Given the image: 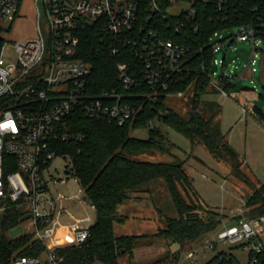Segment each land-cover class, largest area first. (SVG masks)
Masks as SVG:
<instances>
[{
    "label": "built area",
    "instance_id": "2783aa9c",
    "mask_svg": "<svg viewBox=\"0 0 264 264\" xmlns=\"http://www.w3.org/2000/svg\"><path fill=\"white\" fill-rule=\"evenodd\" d=\"M23 3L0 0V22L15 20ZM177 6L179 10L174 12ZM241 7V0H33L38 35L16 45V65L3 64L6 43L0 51V215L12 208L23 210L34 227L32 235L46 248L48 242L70 233L75 241L66 247L84 244L90 236L91 220L76 219L69 213L67 197L53 191L58 181L50 170L53 160L64 157L57 145L75 140L71 116L79 113L87 119L123 126L139 113L129 100L139 82L151 89L149 97L154 101L162 95L184 97L185 91L178 86L190 75L187 64L194 51L169 36L175 34L186 41L187 31L197 33L201 11L212 12L210 22L229 25L215 31L208 41L215 67L209 74L210 85L230 96L224 82L234 84L259 70L264 73V41L256 28L228 23V15ZM249 7L252 12L259 11L258 5ZM88 26L99 33L104 51L120 57L117 88L94 92L93 68L78 57L80 35ZM241 44L247 45L250 53L244 71L238 72L237 59L230 56ZM129 50L139 61L135 67L126 62ZM67 171L73 174L72 169ZM75 199L87 202L81 185ZM65 213L74 220L71 224L61 223ZM238 214L243 215L244 210ZM238 223L240 227L222 232L220 240L245 245L249 253H261L264 217L243 216ZM207 247L216 248L214 243ZM57 249H47L45 257H16L12 264H60ZM250 264H257V258Z\"/></svg>",
    "mask_w": 264,
    "mask_h": 264
},
{
    "label": "trees",
    "instance_id": "16d2710c",
    "mask_svg": "<svg viewBox=\"0 0 264 264\" xmlns=\"http://www.w3.org/2000/svg\"><path fill=\"white\" fill-rule=\"evenodd\" d=\"M244 7L230 13L231 26L252 24L258 37L264 41V0H241ZM258 5L259 11L252 12L249 6ZM246 6V7H245ZM247 7L249 9L247 10ZM212 12L201 11L198 15L199 30L187 31L186 41L173 35L170 39L189 44L194 56L187 64L190 75L178 89L187 91L194 87L191 98V111L188 118L165 105L166 96L151 99V89L137 83L130 92V102L139 108L135 119L123 126L106 121L91 120L82 114L71 116L69 124L75 140L57 145L61 156L70 159L72 172L85 190L87 201L95 207L97 219L90 229L88 240L77 247L57 249L60 264H124L123 257H129L134 264V251L142 244L164 241L170 246L180 245L181 249L191 247L203 236L212 232L228 215L210 209L198 196L193 179L185 169V162L152 163L139 162L127 158L126 153L170 152L173 145L156 126L159 119L169 128L188 138L193 145H203L218 161L229 166L231 175L251 189L243 208L244 214H232L234 220L243 216L251 219L264 217V183L253 182L244 173L239 153L232 147L227 136L222 133L217 118L221 108L214 102L207 103L203 98L210 91L209 74L215 67L211 64L212 48L210 36L217 30L229 27L227 24L210 22ZM163 23V22H162ZM165 23V22H164ZM164 25L162 24V27ZM81 50L78 57L93 68L94 92L100 93L106 88H117L116 64L120 57H114L101 48L100 35L93 27H85L80 35ZM5 43L3 29L0 27V51ZM127 63L131 67L138 65L131 50ZM240 81L232 84L224 82L230 93ZM213 92L218 93L213 87ZM213 110L214 114L209 115ZM262 121V120H261ZM263 122V121H262ZM264 123V122H263ZM149 128L147 140L132 137L133 130ZM163 179L178 212V218H167L166 227L152 235L117 236L116 223H124L127 217L118 213L119 208L128 200L135 199L137 192L152 182ZM151 193V192H150ZM193 199L195 201H193ZM28 220L27 214L20 208H12L0 215V264H12L16 257H41L47 251L45 245L33 235H23L11 239V229ZM238 245L236 247H244ZM177 254V253H176ZM175 256L177 257V255ZM253 257L257 264H264V248L261 253H249V263ZM157 261L153 264H161ZM207 264H240L231 252H220Z\"/></svg>",
    "mask_w": 264,
    "mask_h": 264
},
{
    "label": "rangeland",
    "instance_id": "374dc122",
    "mask_svg": "<svg viewBox=\"0 0 264 264\" xmlns=\"http://www.w3.org/2000/svg\"><path fill=\"white\" fill-rule=\"evenodd\" d=\"M179 7L173 9L174 12ZM33 8V0H24L21 15L15 20L0 22L3 29V39L6 43L2 50V61L6 66L17 64L16 45L33 39L38 35L37 19ZM44 28V23H42ZM45 31V30H44ZM238 50L231 54V58L237 59L238 72L244 71L247 64L250 49L247 45L237 46ZM221 57V54L219 55ZM219 72L221 69H218ZM245 88L256 90H244ZM210 91L204 96V100L214 102L221 108L217 118L222 133L227 136L232 147L239 153L243 163V171L253 182L264 183V123L253 113L254 106L258 105L264 110V73L259 70L252 77L245 76L235 89L230 91V96ZM194 87L185 91L182 98L170 96L166 99L165 105L178 112L182 117L188 118L191 111V98ZM214 111H209V115ZM155 126L167 136L173 145L170 152H145L126 153L127 158L139 162L152 163H175L184 161L185 169L193 179V186L200 199L212 210L229 217L219 223L216 228L195 242L191 247L181 249L180 245H168L164 241H156L153 244H142L136 250L134 264H153L162 261L161 264H207L218 253L231 252L239 260L240 264L249 263V250L246 247H236L227 241L220 240V235L227 229L238 226V220L233 215L243 209L248 192L251 189L242 181L231 175L229 166L214 158L203 145L195 144L177 131L169 128L159 119H155ZM150 130L139 129L132 131V137L147 140ZM72 169L69 158L59 157L52 161L50 170L55 180L53 186L55 193L60 192L67 196V210L76 219L90 218V225L96 223V211L91 209L90 203L80 204L81 200L75 199L78 194L80 183L73 174L66 171ZM67 180L61 183L60 180ZM149 192H137L134 200H128L122 205L118 213L127 217L126 222L116 223L115 231L135 235L140 230L142 235L156 234L160 229L166 227L167 218H178V212L163 179L152 182L143 190ZM151 192V193H150ZM133 201V202H132ZM193 201H195L193 199ZM70 214L62 215L60 221L64 225L71 224L74 220ZM34 233V227L27 220L9 231V238L14 239L23 235ZM264 242V234L261 236ZM75 241L73 233L57 237L54 241L48 242L47 249L66 247ZM214 243V250L208 248ZM177 253V254H176ZM193 258H189V254ZM177 255V257L175 256ZM44 257L46 254L43 255ZM94 264H103L96 262Z\"/></svg>",
    "mask_w": 264,
    "mask_h": 264
},
{
    "label": "crops",
    "instance_id": "0c3cea01",
    "mask_svg": "<svg viewBox=\"0 0 264 264\" xmlns=\"http://www.w3.org/2000/svg\"><path fill=\"white\" fill-rule=\"evenodd\" d=\"M67 197V196H66ZM67 200H69V198L67 197ZM67 200L65 201V206H66V208H68V206H67ZM134 200V199H133ZM82 203H80V204H85L86 205V203L87 202H83V201H81ZM133 202V201H132ZM90 208L91 209H93V210H95L94 208H92V205L90 204ZM72 215V214H71ZM74 217V216H73ZM75 218V217H74ZM78 219H80V220H86V219H90V218H78ZM116 232V231H115ZM141 232H140V230H137L136 232H135V235H141L140 234ZM117 234V233H116ZM127 235H129V234H127V233H122V232H119V234H117V236H127ZM143 235V234H142ZM136 250H137V248L135 249V251H134V258H135V256H136ZM121 262L122 263H124V264H127V263H129L130 261H129V257H123L122 259H121Z\"/></svg>",
    "mask_w": 264,
    "mask_h": 264
},
{
    "label": "water",
    "instance_id": "95a60500",
    "mask_svg": "<svg viewBox=\"0 0 264 264\" xmlns=\"http://www.w3.org/2000/svg\"><path fill=\"white\" fill-rule=\"evenodd\" d=\"M244 90H253L254 91L256 89L255 88H253V89L245 88ZM253 113L255 115H257L264 122V110H263V108H261L260 106L256 105L253 108Z\"/></svg>",
    "mask_w": 264,
    "mask_h": 264
}]
</instances>
